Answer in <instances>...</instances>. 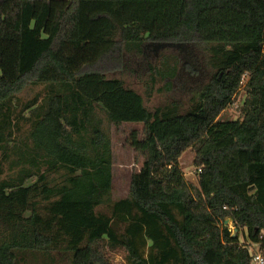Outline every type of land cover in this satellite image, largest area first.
<instances>
[{
	"label": "trees",
	"instance_id": "obj_1",
	"mask_svg": "<svg viewBox=\"0 0 264 264\" xmlns=\"http://www.w3.org/2000/svg\"><path fill=\"white\" fill-rule=\"evenodd\" d=\"M160 44L207 55L186 110L149 105L185 68L153 66ZM146 66L144 93L109 77ZM243 90V119L219 121ZM99 110L144 125L121 200ZM251 251L264 258V0H0V264H253Z\"/></svg>",
	"mask_w": 264,
	"mask_h": 264
},
{
	"label": "rangeland",
	"instance_id": "obj_2",
	"mask_svg": "<svg viewBox=\"0 0 264 264\" xmlns=\"http://www.w3.org/2000/svg\"><path fill=\"white\" fill-rule=\"evenodd\" d=\"M170 57V64L174 65L176 60H179L180 67L190 68L195 70L189 72L185 69L179 73L178 80L174 82V90L168 94L155 93L154 97L149 104L151 107H157L164 105L168 100L180 101L183 105V109L186 110L189 107V100L192 97L194 91L199 89L201 85L205 83V77L209 75V69L207 62V55L199 45H185V44H160L152 45L147 49V58L153 64V66L160 61L161 57ZM138 67V66H137ZM146 66L144 71L136 72L134 75L113 73L109 77L119 78L125 81L128 87L135 89L140 93H144L145 86L144 81L150 79V72ZM164 83H160L158 88H163ZM40 87H30L26 89L21 95L26 99H31L39 91ZM245 100L244 90L239 94L238 102L235 107L229 109L219 117V121H237L242 120V105ZM99 118L104 122V128L110 134L112 140L113 149V162H114V181H113V200H121L129 196L131 176L135 172H139L147 159L146 153H139L130 146L129 139L133 132H137L139 138L144 139V125L138 123H124L121 125H115L111 123L106 114L99 110L97 112ZM194 153L188 152L181 160L184 173L188 180L197 182L196 168L193 166ZM9 171V170H8ZM17 171L14 168L8 175H13ZM228 226H231V222ZM233 234L235 235L236 229L234 227ZM241 241H244L243 235H240ZM112 259L116 264H123L125 262L124 254L122 252L112 253ZM90 256L85 253H80L77 259V264H85L90 261ZM41 262L48 261L46 259H40ZM62 264H71L70 261ZM43 264V263H42ZM55 264V263H54Z\"/></svg>",
	"mask_w": 264,
	"mask_h": 264
},
{
	"label": "built area",
	"instance_id": "obj_3",
	"mask_svg": "<svg viewBox=\"0 0 264 264\" xmlns=\"http://www.w3.org/2000/svg\"><path fill=\"white\" fill-rule=\"evenodd\" d=\"M230 222H231V226H228ZM226 226H228L231 230H234V224H233L232 220H229L227 222ZM236 233H237V231H236ZM255 246H257V245H255ZM251 253H252V257H253V264H264V258L262 255L255 254V253H253V251H251Z\"/></svg>",
	"mask_w": 264,
	"mask_h": 264
}]
</instances>
